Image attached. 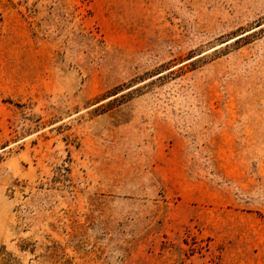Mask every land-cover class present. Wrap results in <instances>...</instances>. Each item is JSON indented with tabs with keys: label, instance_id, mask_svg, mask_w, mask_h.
Listing matches in <instances>:
<instances>
[{
	"label": "rangeland",
	"instance_id": "rangeland-1",
	"mask_svg": "<svg viewBox=\"0 0 264 264\" xmlns=\"http://www.w3.org/2000/svg\"><path fill=\"white\" fill-rule=\"evenodd\" d=\"M0 264H264V0H0Z\"/></svg>",
	"mask_w": 264,
	"mask_h": 264
}]
</instances>
